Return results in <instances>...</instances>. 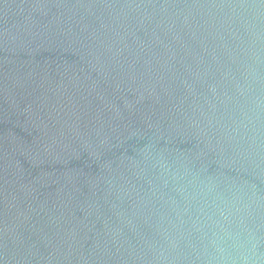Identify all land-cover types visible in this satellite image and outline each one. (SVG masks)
<instances>
[{
    "label": "water",
    "instance_id": "95a60500",
    "mask_svg": "<svg viewBox=\"0 0 264 264\" xmlns=\"http://www.w3.org/2000/svg\"><path fill=\"white\" fill-rule=\"evenodd\" d=\"M0 264H264V0H0Z\"/></svg>",
    "mask_w": 264,
    "mask_h": 264
}]
</instances>
